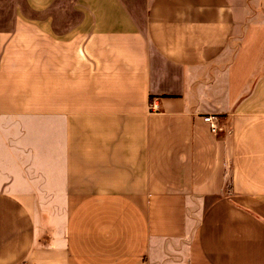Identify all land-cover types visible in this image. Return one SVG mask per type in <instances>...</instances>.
<instances>
[{"label":"crops","instance_id":"crops-1","mask_svg":"<svg viewBox=\"0 0 264 264\" xmlns=\"http://www.w3.org/2000/svg\"><path fill=\"white\" fill-rule=\"evenodd\" d=\"M0 264H264V0H0Z\"/></svg>","mask_w":264,"mask_h":264},{"label":"built area","instance_id":"built-area-1","mask_svg":"<svg viewBox=\"0 0 264 264\" xmlns=\"http://www.w3.org/2000/svg\"><path fill=\"white\" fill-rule=\"evenodd\" d=\"M153 106H154V105H153ZM212 118H213V116H212V115H209V114H207V115H203V116H202V119H203L204 121H207V122H208L209 128H210L211 130H215L216 125H215V123L212 121Z\"/></svg>","mask_w":264,"mask_h":264},{"label":"rangeland","instance_id":"rangeland-1","mask_svg":"<svg viewBox=\"0 0 264 264\" xmlns=\"http://www.w3.org/2000/svg\"><path fill=\"white\" fill-rule=\"evenodd\" d=\"M254 0H250V3L253 2Z\"/></svg>","mask_w":264,"mask_h":264}]
</instances>
